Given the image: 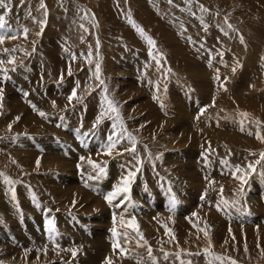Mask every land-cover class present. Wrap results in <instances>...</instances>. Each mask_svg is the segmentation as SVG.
<instances>
[{
	"label": "rangeland",
	"instance_id": "1",
	"mask_svg": "<svg viewBox=\"0 0 264 264\" xmlns=\"http://www.w3.org/2000/svg\"><path fill=\"white\" fill-rule=\"evenodd\" d=\"M203 2L3 0L5 27L0 35L6 38L0 43V69L7 71H0V264H104L108 256L112 264H264V0ZM74 88L76 97L69 102ZM109 102L118 112L109 110ZM29 117L40 122L36 130L25 124ZM98 117L101 122L93 127ZM128 135L135 140L134 153L125 151L132 147ZM109 136L119 142L106 154ZM41 143L53 149L52 157L60 156L61 168L50 156H41ZM20 144L33 152L24 146L27 154L18 150ZM90 146L91 157L86 152ZM68 150L73 158L64 154ZM78 156L104 171L90 164L83 168ZM185 158L196 159L191 171L197 177L191 171L185 174ZM129 171L136 172L129 191L110 205L105 197ZM49 183L57 185L48 188ZM76 190L85 199L77 198ZM221 198L229 206L221 204L218 210ZM179 209L188 213L181 224L169 216H178ZM47 220L53 221L55 232L47 231ZM132 220L135 230L129 225ZM19 239L27 241L19 246ZM114 239L122 247L114 250ZM29 241L43 242L42 249H31ZM83 248L93 249L89 253Z\"/></svg>",
	"mask_w": 264,
	"mask_h": 264
},
{
	"label": "bare ground",
	"instance_id": "2",
	"mask_svg": "<svg viewBox=\"0 0 264 264\" xmlns=\"http://www.w3.org/2000/svg\"><path fill=\"white\" fill-rule=\"evenodd\" d=\"M227 61H228V60H227ZM206 62H207V61H206ZM209 63H210V62H209ZM125 64H126V63H125ZM187 65H188V64H187ZM120 67H121V66H120ZM48 68H49V66H48ZM137 71H138V70H137ZM239 79H240V78H239ZM142 85H143V84H142ZM134 87H136V86H134ZM132 88H133V86H132ZM136 88H137V87H136ZM135 91H137V90H135ZM175 91H176V90H175ZM133 93H134V91H133ZM127 94H128V93H127ZM129 94H130V93H129ZM182 95L184 96V94H182ZM182 95H181V96H182ZM183 96H182V97H183ZM43 98H44V97H43ZM133 98H134V96H133ZM123 100H124V99H123ZM141 100H142V99H141ZM146 104H147V103H146ZM24 105H25V104H24ZM140 106H141V105H140ZM155 108H156V107H155ZM183 108H184V107H183ZM185 108H186V107H185ZM262 109L264 110V107H263ZM183 110H184V109H183ZM17 111L19 112V110H17ZM17 111H15V112H17ZM15 112H14V113H15ZM27 112H28V111H27ZM139 112H140V111H139ZM184 112H185V111H184ZM186 112H187V111H186ZM188 112H189V111H188ZM256 112H257V111H256ZM258 112H259V111H258ZM20 113H21V112H20ZM148 113H149V112H148ZM27 114H28V113H27ZM15 115H17V114H15ZM144 115H146V114H144ZM149 115H150V114H149ZM184 115H185V114H184ZM188 115H189V114H188ZM21 116H22V115H21ZM26 116H27V115H26ZM141 116H142V115H141ZM182 116H183V114H182ZM198 116H199V114H198ZM196 117H197V116H196ZM38 118H39V117H38ZM188 118H189V117H188ZM198 118H199V117H198ZM25 119H26V120H24V121H25V124H27V126L30 125V124H31L32 126H34V127H33V130L36 128V126L38 127V125L40 124V122H37V121H34V120H30V117H29V118H25ZM31 119H32V118H31ZM144 119H145V118H144ZM147 119H148V118H147ZM40 120H41V119H40ZM40 120H39V121H40ZM58 120H59V119H58ZM173 120H174V119H173ZM201 120H202V119H201ZM156 121H158V120H156ZM161 121H162V120H161ZM195 121H197V120H195ZM52 122H53V121H52ZM142 122H143V121H142ZM206 122H207V121H206ZM150 123H152V122H150ZM156 123H157V122H156ZM159 123H160V122H159ZM161 123H162V122H161ZM167 123H168V122H167ZM169 123H170V122H169ZM188 123H189V122H188ZM201 123H202V122H201ZM223 123H224V122H223ZM22 124H23V123H22ZM53 124H54V123H53ZM157 124H158V123H157ZM175 124H176V123H175ZM194 124H195V123H194ZM139 125H140V124H139ZM169 125H170V124H169ZM205 125H206V123H205ZM232 125H233V124H232ZM25 126H26V125H25ZM40 126H41V125H40ZM42 126H43V125H42ZM142 126H143V125H142ZM203 126H204V125H203ZM23 127H24V126H23ZM53 127H54V126H53ZM156 127H157V126H156ZM158 127H159V126H158ZM173 127H174V126H173ZM195 127H196V126H195ZM228 127H229V126H228ZM233 127H234V126H233ZM39 128H40V127H39ZM44 128H46L45 125H44V127H42V129H44ZM174 128L176 129V127H174ZM174 128H173V129H174ZM162 129H164V128H162ZM175 129H174V131H176ZM197 129H198V127H197ZM35 130H36V129H35ZM51 130H52V129H51ZM39 131H40V130H39ZM43 131H44V130H43ZM47 131H48V130H47ZM150 131H151V130H150ZM156 131H157V130H156ZM220 131H221V130H220ZM34 132H35V131H34ZM50 132H51V131H50ZM160 132H161V131H160ZM176 132H178V131H176ZM200 132H201V131H200ZM41 133H42V132H41ZM76 133H77V132H76ZM164 133H165V132H164ZM166 133L168 134L169 132H166ZM228 133H229V132H228ZM228 133H227V134H228ZM234 133H235V131H234ZM39 134H40V133H39ZM78 134L80 135V133H78ZM170 134H171V133H170ZM196 134H197V133H196ZM28 135H29V134H28ZM40 135H41V134H40ZM164 135H165V134H164ZM171 135L173 136V134H171ZM224 135H225V134H224ZM30 136H31V135H30ZM46 136H47V135H46ZM58 136H59V135H58ZM63 136H65V135H63ZM82 136H83V135H82ZM43 137L45 138V136H43ZM48 137H49V136H48ZM59 137H60V136H59ZM161 137L164 138L163 136H161ZM166 137H167V136L165 135V138H166ZM227 137H228V136H227ZM235 137H236V136H235ZM44 138H42V139H44ZM49 138H50V137H49ZM57 138H58V137H57ZM65 138H66V137H65ZM81 138H83V137H81ZM167 138H168V137H167ZM238 138H239V137H238ZM22 139H23V138H22ZM25 139H26V138H25ZM25 139H23L25 142H29V141H28L29 139H28L27 141H26ZM51 139H52V138H51ZM54 139H55V138H54ZM168 139H169V138H168ZM37 140H38V139H37ZM67 140H68V139H67ZM69 140H70V139H69ZM81 140H82V139H81ZM20 141H21V140H20ZM86 141H87V140H86ZM106 141H107V140H106ZM157 141H158V140H157ZM159 141H160V140H159ZM181 141H182V139H181ZM231 141H232V140H231ZM233 141H235V140H233ZM39 142H40V141H39ZM79 142H80V141H79ZM162 142H163V141H162ZM249 142H250V141H249ZM20 143H21V142H20ZM46 143H48V142H46ZM49 143H50V145L53 144V143H51V142H49ZM97 143H98V142H97ZM106 143H107V142H106ZM163 143H164V142H163ZM172 143H173V142H172ZM217 143H218V142H217ZM227 143L229 144V142H227ZM227 143H226V144H227ZM233 143H234V142H233ZM241 143H242V142H241ZM12 144H13V143H12ZM30 144H31V143H30ZM92 144L96 147L95 141L92 140ZM175 144H176V142H175ZM188 144H189V143H188ZM17 145H18V144H17ZM28 145H29V144H28ZM55 145H56V144H55ZM55 145H54V147H56ZM59 145H60V144H59ZM76 145H77V144H76ZM168 145H170V144L168 143ZM181 145H182V144H181ZM245 145H246V144H245ZM14 146H15V145H14ZM21 146H24V147H25V150L30 151V149H29L28 147L26 148V146H25L24 144H22V145L20 144V148H19L18 150H20V149L22 150V147H21ZM48 146H49V145H48ZM84 146H85V145H84ZM116 146H117V145H116ZM188 146H189V145H188ZM24 147H23V150H24ZM31 147H32V146H31ZM31 147H30V148H31ZM33 147H34V146H33ZM35 147H37V146H35ZM38 147H39V146H38ZM38 147H37V148H38ZM92 147H93V146H92ZM92 147L90 146L86 152L88 153V151H90V150L92 149ZM97 147H98V146H97ZM179 147H180V146H179ZM7 148H9V147H7ZM12 148H13V147H12ZM37 148H34V149L36 150ZM52 148H53V147H52ZM57 148H58V147H57ZM64 148H65V147H64ZM86 148H87V147H86ZM15 149H16V148H15ZM66 149H67V148H66ZM83 149H84V148H83ZM95 149H96V148H95ZM233 149H234V147H233ZM237 149H238V148H237ZM23 150H22V152H23ZM38 150H40L41 156H44V155L50 156V158H53L54 162H56V163L58 164L59 167L62 165V164L60 165L61 160L58 159V157H60V156L58 155L57 158H56V156H55V157H52V154H53V153H52V150H53V149H52V150H51V148L48 149V148H47V145H45V143H41V148L39 147ZM231 150H232V149H231ZM239 150H240V149H239ZM11 151H13V150H11ZM16 151H17V150H16ZM31 151L33 152V149H31ZM31 151L29 152L30 154H31ZM48 151H49V153H48ZM57 151H58V150H57ZM93 151H94V150H93ZM84 152H85V150H84ZM91 152H92V151H90V153H91ZM94 152H95V151H94ZM238 152H239V151H238ZM17 153H18V155L21 154V153H19V152H17ZM23 153H26V152L24 151ZM67 153H68V155H71V157L73 158V155H72V151H71V150H68V151H67L66 153H64V154H67ZM73 153H74V152H73ZM90 153H89V154H90ZM136 153H137V152H136ZM234 153H235V151H234ZM15 154H16V153H15ZM26 154H27V153H26ZM42 154H43V155H42ZM64 154H62V155H64ZM94 154H95V158H96L97 153H94ZM56 155H57V154H56ZM79 155H80V154H79ZM91 155H93V154L91 153V154H90V157H91ZM236 155L238 156L239 154L236 153ZM23 156L25 157V154H24ZM26 156H27V158L30 159V157H28L29 154L26 155ZM32 156H33V155H32ZM32 156H31V157H32ZM35 156H36V155H35ZM76 156H77V154L74 153V158H75ZM85 156H86V155H85ZM88 156H89V155H88ZM191 156H193V155H191ZM38 157H39V156H38ZM79 157H80V156H78V158H79ZM98 157H99V155H98ZM98 157H97V158H98ZM186 157H187V156H186ZM202 157H204V156H202ZM15 158H16V157H15ZM34 158H35V159H34ZM43 158H44V157H43ZM48 158H49V157H48ZM48 158H46V159H47V160H50V159H48ZM76 158H77V157H76ZM80 158H81V157H80ZM164 158H165V157H164ZM207 158H208V157H207ZM248 158H249V157H248ZM23 159H24V158H23ZM32 159L36 160V157L33 156ZM39 159H41V158H39ZM46 159H45V161H46ZM205 159H206V158H205ZM51 160H52V159H51ZM51 160H50V162H51ZM65 160H66V159H65ZM73 160H74V162H75V159H73ZM78 160H79V159H78ZM84 160H85V159H83V161H84ZM195 160H196V159H192V161H191L189 158H185V160L183 161V163H185V164H184L185 166L182 165V167H185V169H186V167L189 168V171H188V169H187L188 172L185 171V172H186L185 174H187V173H189V172L191 171V168H192L193 165L195 164V163L193 164V162H194ZM200 160H201V159H200ZM200 160H197L198 163H196V164H199V161H200ZM79 161H80V160H79ZM81 161H82V159H81ZM81 161H80V162H81ZM83 161H82V162H83ZM165 161H167V160L165 159ZM50 162H47V163L49 164ZM20 163H21V162H20ZM20 163H19V164H20ZM62 163H63V162H62ZM211 163L214 165L213 162H211ZM211 163H210V164H211ZM21 164H22V163H21ZM45 164H46V163H45ZM66 164H67V163H66ZM73 164H74V163H73ZM75 164H76V163H75ZM82 164L84 165L83 168L86 166V164L89 165L87 162H85V163L83 162ZM180 164H182V163H180ZM215 164H216V163H215ZM24 165H25V164H24ZM51 165H52V164L50 163V166H51ZM76 165H77V164H76ZM76 165H75V167H76ZM173 165H174V164H173ZM218 165H220V164H218ZM218 165H217V166H218ZM44 166H45V165H44ZM191 166H192V167H191ZM198 166H199V165H198ZM203 166L206 168V167H207V163H204ZM217 166H216V167H217ZM24 167H25V166H24ZM28 167H29V166H28ZM36 167H37V166H36ZM40 167H41V166H40ZM75 167H73V165H72L71 168H75ZM77 167H79V166H77ZM211 167H212V166H211ZM218 167H219V166H218ZM225 167H227V166H225ZM38 168H39V167H38ZM60 168H61V167H60ZM175 168H177V167H175ZM205 168H204V169H205ZM213 168H214V167H213ZM227 168H228V167H227ZM233 168H234V167H233ZM62 169H63V168H62ZM77 169H78V168H77ZM81 169H82V167L80 168V170H81ZM197 169H198V167H197ZM197 169H196V170H197ZM199 169L201 170V166H199ZM208 169H209V168H208ZM210 169H211V168H210ZM217 169H218V168H217ZM222 169H223V168H222ZM206 170H207V169H206ZM41 171H42V170H41ZM174 171H175V170H174ZM192 171H194V170L192 169ZM192 171H191L190 173H193ZM198 171H199V170H198ZM202 171H205V170H202ZM24 172H25V171H24ZM28 172H29V171H28ZM114 172H115V171H114ZM178 172H179V171H177L176 173H178ZM180 172H181V171H180ZM180 172H179V173H180ZM183 172H184V170H183ZM196 172H197V171H196ZM199 172H201V171H199ZM211 172H213V171H211ZM230 172H231V171H230ZM116 173H117V172H116ZM179 173H178V174H179ZM209 173H210V171H209ZM57 174H58V173H57ZM79 174H80V173H79ZM87 174H89V173H87ZM181 174L183 175V173H181ZM193 174L195 175V173H193ZM199 174H200V173H199ZM70 175H71V173H70ZM75 175H77V174H75ZM123 175H124V174H123ZM188 175H189V174H188ZM200 175H201V174H200ZM86 176H87V175H86ZM186 176H187V175H186ZM195 176H196V175H195ZM58 177H60V176H58ZM69 177H70V176H69ZM74 177H75V176H74ZM114 177H115V176H114ZM191 177H192V176H191ZM193 177H194V176H193ZM196 177H197V176H196ZM196 177H195V178H196ZM77 178H78V177H77ZM198 178H199V177H198ZM50 179H51V178H50ZM68 179H69V178H68ZM70 179H72V178L70 177ZM92 179H93V178H92ZM203 179H204V178H203ZM51 180H52V179H51ZM62 180H63V178L60 177V178H59V182L61 183ZM178 180H179V179H178ZM190 180H191V178H190ZM196 180H197V179H196ZM196 180H195V181H196ZM211 180H212V179H211ZM211 180H210V181H211ZM57 181H58V180H57ZM71 181H72V180H71ZM81 181H82V180H81ZM91 181H92V180H91ZM114 181H115V180H114ZM119 181H120V179H119ZM186 181H187V180H186ZM191 181H192V180H191ZM198 181H199V179H198ZM72 182H73V181H72ZM77 182H78V181H77ZM50 183H54V182H50ZM50 183H49V187H48V188H50V185H53V186H54V185H57V184H50ZM57 183H58V182H57ZM74 183H75V182H74ZM74 183H72L71 185H72V187H74V189H76V185H75ZM118 183H120V182H118ZM189 183H190V182H189ZM108 184H109V183H108ZM108 184H107V185H108ZM116 184H117V183H116ZM178 184H179V183H178ZM181 184H182V183H181ZM181 184H180L179 186H181ZM0 185H1V183H0ZM44 185H45V183H44ZM114 185H115V182H114ZM61 186H63V185H61ZM111 186H112V185H111ZM175 186H176V185H175ZM190 186H191V185H190ZM194 186H195V185H194ZM6 188H7V186H6ZM6 188H5V189H6ZM51 188H52V187H51ZM54 188H55V187H54ZM107 188H108V187H107ZM115 188H117V187H115ZM57 189H58V188H57ZM77 189H78V188H77ZM111 189H112V188H111ZM48 190H50V189H48ZM65 190H66V189H65ZM71 190L73 191L72 188H71ZM200 190H201V189H200ZM200 190H199V191H200ZM57 191H58V190H57ZM59 191H60V190H59ZM72 191H71V192H72ZM107 191H108V189H107ZM201 191H202V190H201ZM62 192H63V191H62ZM74 192H75V191H74ZM98 192H99V191H98ZM199 193H200V192H198V195H199ZM202 193H203V192H202ZM58 194H59V193H58ZM58 194H57V195H58ZM69 194H71V193H69ZM69 194H68V195H69ZM97 194H98V193H97ZM160 194L164 195L162 192H160ZM6 195H7V194H6ZM68 195H67V196H68ZM99 195H102V194H100V192H99ZM207 195H208V194H207ZM246 195H247V194H246ZM59 196H61V195L59 194ZM59 196H58V197H59ZM67 196H66V199H67ZM75 196H76L77 198L80 197L81 199H82V198L85 199V196L83 195L82 191H80V190H79V191L76 190V192H75ZM117 196H118V195H117ZM164 196H165V195H164ZM259 196H260V195H259ZM55 197H57V196H55ZM58 197H57V199H58ZM68 197H69V196H68ZM87 197H88V196H87ZM97 197H99V196H97ZM166 197H167V196H166ZM70 198H72V197H70ZM74 198H75V197H74ZM117 198H118V197H117ZM163 198H164V197H163ZM207 198H208V196H207ZM6 199H7V198H6ZM84 199H83V200H84ZM166 199H167V198H165L164 200H166ZM188 199H190V198H188ZM253 199H254V198H253ZM253 199H252V200H253ZM72 200H73V199H72ZM164 200H162V201H164ZM171 200H172V199H171ZM186 200H187V199H186ZM207 200H208V199H207ZM23 201H24V199H23ZM27 201H28V200H27ZM66 201H67V200H66ZM66 201H65V203H66ZM70 201H71V200H70ZM197 201H198V200H197ZM212 201H213V200H212ZM220 201H221V199H220ZM246 201H247V200H246ZM256 201H257V200H254V203H255ZM75 202H76V201H75ZM77 202H78V201H77ZM85 202H86V201H85ZM93 202H94V201H93ZM185 202H186V201H185ZM194 202H195V201H194ZM258 202H259V201H258ZM67 203H68V201H67ZM114 203H115V202H114ZM170 203H171V202H170ZM191 203H192V202H191ZM256 203H257V202H256ZM256 203H255V204H256ZM182 204H183V207L188 206L187 203H186V204H185V203H182ZM196 204H197V202H196ZM198 204H199V203H198ZM207 204H208V201H207ZM209 204H210V203H209ZM245 204H246V203H245ZM35 205H36V204H35ZM63 205H64V204H63ZM253 205H254V204H253ZM58 206H59V205H58ZM73 206H74V205H73ZM85 206H86V204H85ZM88 206H89V205H88ZM91 206H92V205H91ZM189 206H190V205H189ZM206 206H207V205H206ZM206 206H205V207H206ZM208 206H209V205H208ZM208 206H207V207H208ZM256 206H257V204H256ZM13 207H14V206H13ZM165 207H166V206H165ZM179 207H181V206H179ZM190 207L192 208V206H190ZM220 207H221V205H220ZM238 207H239V206H238ZM59 208H60V207H59ZM92 208H93V207H92ZM193 208H194V207H193ZM193 208H192V209H193ZM201 208H202V207H201ZM203 208H204V207H203ZM260 208H261V207H260ZM10 209H11V208H10ZM168 209H169V208H168ZM181 209H182V208H181ZM181 209H179V211L177 212V213H179V215L177 214L178 216H176V215H171V214L169 215V214H168L171 218H173L174 220H176V221L178 222L177 224H181V222L183 221V217H182V216H183V215L186 216V214H188V213H186L185 210L182 211ZM184 209H185V208H184ZM253 209H254V208H253ZM190 210H191V209H190ZM195 210H196V209H195ZM197 210H198V208H197ZM206 210H207V209H206ZM85 211H86V210H85ZM161 211H162V210H161ZM209 211H210V210H209ZM246 211H247V210H246ZM83 212H84V211H83ZM190 212H192V211H190ZM194 212H195V211H194ZM207 212H208V211H207ZM211 213H212V212H211ZM243 213H244V212H243ZM249 213H250V212H249ZM257 213H258V212H257ZM61 214H62V213H61ZM190 214H191V213H190ZM202 214L204 215V217H208V214H207V213L202 212ZM62 215H63V214H62ZM161 215H162V213H161ZM259 216H260V214H259ZM26 217H27V216H26ZM166 217H167V216H166ZM187 217H188V215H187ZM148 218H149V217H148ZM158 219H159V221L161 220L159 217H158ZM162 219L165 220V217L162 218ZM166 219H167V218H166ZM250 219H251V218H250ZM250 219H249V220H250ZM156 220H157V219H156ZM164 220H163V221H164ZM186 220H187V219H186ZM196 220H198V219H196ZM216 220L220 221L219 219H216ZM251 220H252V219H251ZM259 220H260V219H259ZM259 220L257 219L258 223H259ZM82 221H83V220H82ZM84 221H85V220H84ZM151 221H154V219L151 220ZM161 221H162V220H161ZM176 221H175V222H176ZM208 221H209V220H208ZM155 222H157V221H155ZM249 222H250V221H249ZM252 222H253V221H252ZM254 222H256V221H254ZM112 223H113V222H112ZM140 223H141V224H145V225H147V226L150 225V222H149V221H145V222H144V221H141ZM168 223H169V222H168ZM260 223H261V221H260ZM156 224H157V223H156ZM164 224H165V223H164ZM191 224H192V223H191ZM154 225H155V224H154ZM158 225H160V224H158ZM235 225H236V224H235ZM142 226H143V225H142ZM152 227H153V226H152ZM155 227H156V226H155ZM158 227H159V226H158ZM77 228H78V227H77ZM136 228H137V227H136ZM156 228H157V227H156ZM159 228H162V227H159ZM195 228H198V227H195ZM59 229H60V228H59ZM61 229H62V227H61ZM74 229H75V228H74ZM154 229H155V228H154ZM157 229H158V228H157ZM157 229H156V230H157ZM128 230H129V229H128ZM67 231H68V230H67ZM75 231H76V230H75ZM142 231H143V230H142ZM196 231H197V230H196ZM27 232H28V234H29L28 237L31 238V237H32V235H31V234H32V231L29 232V230H27ZM151 232H152V231H151ZM158 232H159V230H158ZM76 233H77V232H76ZM95 233H96V232H95ZM111 233H112V232H111ZM146 233H149V232H146ZM153 233H154V232H153ZM159 233H160V232H159ZM213 233H214V232H213ZM150 234H151V233H150ZM254 234H255V233H254ZM62 235H63V234H61V236H62ZM78 235H79V233H78ZM164 235H165V234H164ZM189 235H190V234H189ZM252 235H253V233H252ZM111 236H112V234H111ZM121 236H122V235H121ZM34 237H35V236H34ZM105 237H106V236H105ZM118 237H119V236H118ZM152 237H153V236H152ZM157 237H158V236H157ZM82 238H83V237H82ZM101 238H102V237H101ZM150 238H151V237H150ZM150 238H149V239H150ZM102 239H104V238H102ZM105 239H106V238H105ZM117 239H118V238H117ZM215 239H216V238H215ZM220 239H221V237H220ZM23 240L25 241V239H23ZM23 240H22V241H23ZM79 240H80V239H79ZM81 240H82V239H81ZM22 241H20V239H19V241H17V244H19V246H20V244H22V243H21ZM26 241H27V240H26ZM26 241H25V242H26ZM119 241H120V238H119ZM11 242H12V241H11ZM14 242H15V241H14ZM59 242H60V241H59ZM59 242H58V243H59ZM82 242H83V241H82ZM84 242H85V241H84ZM111 242H112V241H111ZM121 242H122V241H121ZM154 242H155V241H154ZM27 243H28L27 245L30 246L31 249H33V250H34V248H35L36 246H37V248H38V249H36V250H40L39 248H41V247L43 246V244H42L43 242H42V243L40 242L41 244L38 243L37 241H32V242L29 241V242H27ZM109 243H110V241H109ZM123 243H124V242H123ZM17 244H16V245H17ZM24 244H25V243H24ZM44 244H45V243H44ZM46 244H48V243H46ZM78 244H79V243H78ZM80 244H81V243H80ZM8 245H9V244H8ZM13 245H14V244H13ZM13 245H11L10 247H12ZM73 245H74V244H73ZM75 245L77 246V244H75ZM82 245H83V244H82ZM82 245H81V246H82ZM45 246H46V245H45ZM47 246H48V245H47ZM57 246H58V245H57ZM76 246H73V248H74V247L76 248ZM89 246H90V245H89ZM91 246H92V245H91ZM4 247H5V246H4ZM10 247H7V248H10ZM22 247H23V246H22ZM49 247H50V246H49ZM64 247H65V246H64ZM85 247H86V246H85ZM92 247L95 248V245H93ZM96 247L98 248V246H96ZM107 247H108V246H107ZM120 247H122V246H120ZM5 248H6V247H5ZM14 248H15V247H14ZM16 248H17V247H16ZM62 248H63V247H62ZM68 248H70V247H68ZM68 248H63V249L66 250V249H68ZM86 248H87V247H86ZM86 248H83V249H84V252L90 250V248H89V249H86ZM41 249H42V248H41ZM46 249H48V248H46ZM46 249H45V250H46ZM56 249H57V248H56ZM70 249H71V248H70ZM70 249H68V250H70ZM92 249H93V248H91V250H92ZM101 249H102V248H101ZM103 249H104V248H103ZM112 249H113V248H112ZM121 249H123V248H121ZM1 250H2V249H1ZM3 250H4V249H3ZM12 250H13V249H12ZM53 250H55V248L52 249V251H53ZM61 250H62V249H61ZM71 250H72V249H71ZM91 250L89 251V253L91 252ZM114 250H115V249H114ZM10 251H11V250H10ZM17 251H19V250H17ZM17 251H16V252H17ZM24 251L27 253V251H29V250L27 249V250H24ZM24 251H23V253H24ZM52 251H51V252H52ZM57 251H58V250H57ZM76 251H77V250H76ZM94 251H95V250H94ZM97 251H98V250H96V252H97ZM99 251H102V250H99ZM103 251H104V250H103ZM109 251H111V250H109ZM11 252H13V251H11ZM29 252H30V251H29ZM36 252H38V251H36ZM43 252H44V251L42 250L41 253H43ZM9 253H10V252H9ZM31 253H32V251H31ZM31 253H30V255H31ZM38 253H39V252H38ZM41 253H40V254H41ZM45 253L47 254V252H45ZM45 253H44V254H45ZM60 253H61V251H60ZM69 253H72V251H70ZM99 253H101V252H99ZM3 254H4V253H3ZM16 254H17V253H16ZM16 254H15V255H16ZM19 254H20V253H19ZM24 254H25V253H24ZM36 254H37V253H35V255H36ZM44 254H43V255H44ZM62 254H63V253H62ZM82 254H83V253H82ZM103 254H104V253H103ZM106 254H107V253H106ZM111 254H112V252H111ZM117 254H118V253H117ZM117 254H116V255H117ZM4 255H5V254H4ZM9 255H10V254H9ZM43 255H42V256H43ZM55 255H56V254H55ZM60 255H61V254H60ZM64 255H65V254H64ZM77 255H79V254H77ZM77 255H76V256H77ZM97 255H98V252H97ZM99 255H100V254H99ZM113 255H114V254H113ZM6 256H7V255H6ZM11 256H12V254H11ZM21 256H22V255H21ZM66 256H67V255H66ZM69 256H70V255H69ZM2 257H5V256H2ZM8 257H10V256H8ZM8 257H7V258H8ZM26 257H27V256H26ZM30 257H31V256H30ZM32 257H33V255H32ZM39 257H40V256H39ZM46 257H48V256H46ZM63 257H65V256H63ZM63 257H62V258H63ZM84 257H87V258H88V256H84ZM84 257H82V260H83ZM97 257H98V256H97ZM97 257H94V259L97 258ZM116 257H117V256H116ZM116 257H115V258H116ZM118 257H119V256H118ZM23 258H24V257H23ZM41 258H42V257H41ZM50 258H51V256H50ZM59 258H61V257L59 256ZM62 258H61V259H62ZM65 258L67 259V257H65ZM65 258H64V259H65ZM102 258H103V257H102ZM104 258H105V257H104ZM108 258H111V256H110V257L108 256ZM5 259H6V258H5ZM27 259H28V258H27ZM27 259H26V260H27ZM54 259H55V258H54ZM57 259H58V258H57ZM79 259H80V257H79ZM84 259H86V258H84ZM33 260H35V259H33ZM36 260H37V259H36ZM45 260H46V259H45ZM80 260H81V259H80ZM92 260H93V259H92ZM98 260H100V259H98ZM112 260H113V259H112ZM112 260H111V261H112ZM64 261H65V260H64ZM147 261H148V260H147ZM147 261H146V263H147ZM61 262H62V261H61ZM82 262H83V261H82ZM89 262H90V261H89ZM94 262H95V261H94ZM98 262H100V261H98ZM98 262H97V263H98ZM101 262H102V261H101ZM113 262H114V264H116L115 261H113ZM120 262H121V260H120ZM120 262H119V263H120ZM24 263H25V262H24ZM33 263H35V262H33ZM73 263H74V262H73ZM83 263H85V261H84ZM90 263H91V262H90ZM103 263H104V262H103ZM121 263H122V262H121ZM146 263H145V264H146ZM165 263H166V262H165ZM93 264H94V263H93ZM124 264H125V262H124ZM126 264H129V263L127 262ZM132 264H133V263H132ZM147 264H148V263H147Z\"/></svg>",
	"mask_w": 264,
	"mask_h": 264
},
{
	"label": "snow or ice",
	"instance_id": "3",
	"mask_svg": "<svg viewBox=\"0 0 264 264\" xmlns=\"http://www.w3.org/2000/svg\"><path fill=\"white\" fill-rule=\"evenodd\" d=\"M21 2L23 3V0H21ZM169 2H171V0H169ZM0 6H4V5H3V0H0ZM40 6H41V8H44V7H45L43 3H41ZM201 9H202L203 11H207V9H204L203 6H201ZM45 14H46V13H45ZM130 22H131V21H130ZM225 22L227 23V21H225ZM41 23H43V22H41ZM4 27H5V17H4L3 15H0V29H3ZM81 27H83V25H81ZM229 27H231V25H229ZM26 31H27V30H25V32H26ZM137 31H139L141 35H144L142 29H139V28H138ZM5 38H6L5 36L0 35V43H3L4 40H5ZM10 38L15 39V36H11ZM145 39H147L148 44H149L150 46L155 47V41H154V40H152L150 37H145ZM240 39H241V43H243V42H244V41H243V37H240ZM5 51H7V49H5ZM262 59H264V58H262ZM2 63H4V61L0 60V64H2ZM7 63L12 64V63H14V61H13V60H8ZM0 71H4V72H6L7 69H0ZM13 71H15V69H13ZM233 71H235V69H233ZM69 75H71V68H69ZM96 75H97V78H99V64L96 65ZM5 78H7V77L5 76ZM61 79H63V76H61ZM216 79L219 80L220 77L217 75ZM101 83H103V81H101ZM221 86L223 87V85H221ZM105 91H106V89H105ZM2 94H3V89L0 88V99H2ZM25 95H27V94L25 93ZM74 97H76V89H75V88L73 89L72 93H71V94L69 95V97H68L69 102H71V101L73 100ZM155 98H156V97H154V99H155ZM109 110H110L111 112H114V113L118 112V110H117V109L111 104V102H109ZM203 111H205V110L202 109L201 112H203ZM40 115H41V116H44L45 114L41 112ZM104 115H105V113L102 112V113H101V117L104 116ZM241 115H245V116H246L247 114H246V113H242ZM101 117H98V118H97L96 124H94L93 127H96V125L99 124V123L101 122ZM117 119H118V117H117ZM9 127H11V126H9ZM115 127H116V124L114 123V124H113V129H114ZM114 134H115V133H114ZM125 134H126V133H125ZM258 138H259V136H258ZM108 139H109V143H108V145H107V152H106V154H110L111 150H112L113 148H115L116 144L119 142V140L113 141L111 136H109ZM128 139L131 141V143H132V147H131L130 149H125V151H131V152L134 153V152L136 151V148H135V140H134V138L131 137L130 135H128ZM261 155H262V158H264V154H261ZM81 159L83 160L84 157H81ZM87 162H88V164H90L94 169H97V168H98L100 172H103V171H104L103 167L99 166L97 163H95V162L92 161L91 159H88ZM257 163H259V161H257ZM37 165H39V160H37ZM249 168H252L253 171L255 170L253 165H249ZM137 171H138V169H137ZM237 172H240V169H239V168H237ZM135 175H136V172L129 171L127 175H125L124 177H122L120 185L115 189L114 192L109 193V194L105 197V200L111 205V204H112V201L115 199V197H116L117 195H119L120 193H127V192L129 191V185H130V183H131V180H132L133 177H135ZM233 175L235 176L236 174L234 173ZM0 176H3V174L0 173ZM236 178L239 179V180L241 181L242 184L245 182L243 176H236ZM4 179H5L9 184L12 183V181L9 180L7 177H4ZM213 183H215V182H214V181H209V184H213ZM220 191L222 192L223 189L221 188ZM13 198H15L14 194H13ZM124 199H127V197L125 196ZM201 199H204V196H203V195L201 196ZM73 203H75V201H73ZM121 203H123V201H121ZM175 204H176V201H175V199H173V200H172V209H174ZM221 204H223V205L225 206V208L229 206V202L226 201V200H223V198H221L220 203H218V204L216 205L218 210H220V205H221ZM234 204H235V202H232V205H233V206H234ZM115 206H119V205H115ZM172 209H170V210H172ZM194 215H195V214H194ZM113 221H114V223H115V216L113 217ZM122 223H123V221H122ZM129 225L132 226V227L134 228V230H135L136 226H135V222H134V220L129 221ZM46 229H47V231H48L49 233H53V232H55L54 223H53L52 220H47V221H46ZM111 231H112L113 237H116L117 233H116V229H115V227H113V229H112ZM137 235H141V234L137 231ZM205 235H206V236L208 235L207 232H205ZM141 239H143L142 235H141ZM146 243H147V242L145 241V244H146ZM209 243H210V241H209ZM117 247H120V245H119V244L116 242V240L114 239V240H113V248L115 249V248H117ZM71 251H72V255H73V256H75V255L77 254L75 249H72ZM121 252L124 253V250L121 249ZM148 253H149V256H151V249H150V248L148 249ZM217 259H221V258H220V257H217ZM104 264H112V261H111L110 259H108V258H105ZM232 264H235V262L233 261Z\"/></svg>",
	"mask_w": 264,
	"mask_h": 264
},
{
	"label": "crops",
	"instance_id": "4",
	"mask_svg": "<svg viewBox=\"0 0 264 264\" xmlns=\"http://www.w3.org/2000/svg\"><path fill=\"white\" fill-rule=\"evenodd\" d=\"M202 2H203V0H201ZM208 1H210V0H208ZM204 4H208V2H203Z\"/></svg>",
	"mask_w": 264,
	"mask_h": 264
}]
</instances>
